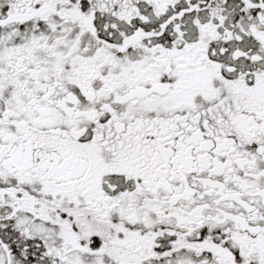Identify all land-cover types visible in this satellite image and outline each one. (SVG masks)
<instances>
[{
  "label": "snow or ice",
  "instance_id": "6c2138e0",
  "mask_svg": "<svg viewBox=\"0 0 264 264\" xmlns=\"http://www.w3.org/2000/svg\"><path fill=\"white\" fill-rule=\"evenodd\" d=\"M0 264H264V0H0Z\"/></svg>",
  "mask_w": 264,
  "mask_h": 264
}]
</instances>
